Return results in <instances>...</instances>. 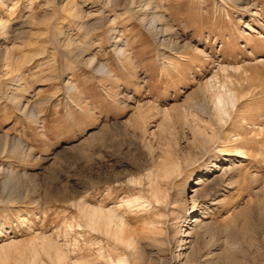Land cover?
<instances>
[{
  "label": "rangeland",
  "instance_id": "1",
  "mask_svg": "<svg viewBox=\"0 0 264 264\" xmlns=\"http://www.w3.org/2000/svg\"><path fill=\"white\" fill-rule=\"evenodd\" d=\"M56 263L264 264V0H0V264Z\"/></svg>",
  "mask_w": 264,
  "mask_h": 264
},
{
  "label": "bare ground",
  "instance_id": "2",
  "mask_svg": "<svg viewBox=\"0 0 264 264\" xmlns=\"http://www.w3.org/2000/svg\"><path fill=\"white\" fill-rule=\"evenodd\" d=\"M240 73V72H239ZM242 74V73H241ZM246 77V76H245ZM245 79V78H244ZM210 87L212 86L211 84H209ZM212 88V87H211ZM214 88V87H213ZM224 87L223 86V90H224ZM207 90V89H206ZM210 90V88H209ZM215 91L214 89L212 90V92ZM237 93L235 91H232V90H224L223 92L218 90L214 93H212V96L210 97L211 98V101H212V112L214 113L215 116H217V118L221 121L222 119H224L223 117L225 115L228 114V108L229 106H234L235 102L237 101ZM203 103V102H202ZM202 103L199 105L200 107H202ZM196 105V104H195ZM203 106H206L205 103L203 104ZM203 108V107H202ZM232 109V107H231ZM205 110V108L203 109ZM230 113V112H229ZM213 115V116H214ZM227 118V117H225ZM198 132V130H197ZM196 131L194 132L195 134L197 133ZM202 133V132H201ZM203 135V134H201ZM205 136L207 135L206 132L204 134ZM208 137V136H207ZM205 139V138H204ZM207 140V139H205ZM209 140V138H208ZM87 213V212H85ZM86 222L88 224H90L91 226H94V225H97V226H100L98 225L99 223L102 224L101 222H104V223H113V219L114 217L108 212V213H104V211H95L94 209L92 210L91 209V212L88 211V214H86ZM104 225V224H102ZM107 225V224H105ZM104 225V227H105ZM116 225V224H115ZM118 225V224H117ZM109 226V225H108ZM105 228H109V227H105ZM117 228V227H116ZM115 228V229H116ZM114 230V229H113ZM123 230V229H122ZM121 232V231H120ZM116 233V232H115ZM192 233V232H191ZM114 235V234H113ZM116 236V235H115ZM190 237V236H189ZM122 239V238H121ZM120 240V239H118ZM190 240V239H189ZM60 253V252H59ZM57 255V253H56ZM59 257V256H58ZM63 258V257H61ZM60 258V261H62ZM56 259V258H55ZM60 263V262H59ZM58 264V263H56Z\"/></svg>",
  "mask_w": 264,
  "mask_h": 264
}]
</instances>
